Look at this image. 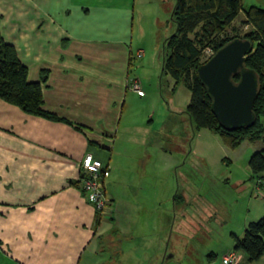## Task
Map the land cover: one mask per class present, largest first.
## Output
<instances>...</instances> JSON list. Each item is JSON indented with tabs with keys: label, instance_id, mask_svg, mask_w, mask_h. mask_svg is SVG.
<instances>
[{
	"label": "crops",
	"instance_id": "obj_1",
	"mask_svg": "<svg viewBox=\"0 0 264 264\" xmlns=\"http://www.w3.org/2000/svg\"><path fill=\"white\" fill-rule=\"evenodd\" d=\"M145 1L0 0L3 39L15 47L29 80L41 82L44 109L61 119L0 100V264H175L181 188H159L153 174L160 152L174 156L169 145L160 146L156 111L172 124L166 140L176 149L175 127L187 119V129L177 132L186 143L195 124L185 110L162 102L157 110L144 108L136 98L143 102L146 94L129 88L137 78L130 76L128 25L143 18L138 6ZM109 20L120 25L104 26ZM87 154L110 167L104 212L82 188ZM160 209L167 243L160 239ZM234 245L233 238L231 249L201 252L202 264H221L218 257L226 264L223 256ZM235 264H264V254L255 261L242 255Z\"/></svg>",
	"mask_w": 264,
	"mask_h": 264
},
{
	"label": "rangeland",
	"instance_id": "obj_2",
	"mask_svg": "<svg viewBox=\"0 0 264 264\" xmlns=\"http://www.w3.org/2000/svg\"><path fill=\"white\" fill-rule=\"evenodd\" d=\"M243 5L245 8L258 6L264 9V0H243ZM174 6V0L164 3L146 0L145 6H138V11H144L141 14L143 18L129 20L126 40L133 52L130 76L142 82L146 94L143 102L138 98L136 102L150 110H157L159 102H162L166 107L169 105L184 111L191 99V92L184 83L174 90V80L162 72L165 41L176 31L172 18ZM243 19L245 15L241 12L228 27L229 36L244 37L254 31L252 25L242 24ZM109 21L104 26L113 28L120 25L118 21ZM95 25L99 28L102 24ZM139 50L144 51L143 58H138ZM210 56V50H206L201 61H206ZM262 121L264 123V116ZM155 122L161 123L160 146L168 148L169 145L174 156L170 159L160 152L156 161L159 172L154 168L153 174L161 179L159 188L164 185L173 187V183L175 188H181L176 197L175 231L172 237L176 252L174 261L175 264H202L204 257L200 255L201 252L206 250L207 257L213 248L222 246L225 250L231 249L232 235L242 237L246 225L264 215V171L254 173L249 165L252 155L264 150V141L243 137L239 146L230 148L218 134L194 125L190 128V139L184 143L183 136L178 137L177 132L180 131L178 128L187 129L186 119L172 133L180 146L176 149L172 142L166 140L172 124L169 127L162 123L158 111ZM182 195L184 201H181ZM166 200H161L162 204H166ZM159 212L160 239L165 237L167 243L169 224L164 226V210L160 209ZM214 261L222 264L219 257ZM128 264H134L133 259Z\"/></svg>",
	"mask_w": 264,
	"mask_h": 264
},
{
	"label": "trees",
	"instance_id": "obj_3",
	"mask_svg": "<svg viewBox=\"0 0 264 264\" xmlns=\"http://www.w3.org/2000/svg\"><path fill=\"white\" fill-rule=\"evenodd\" d=\"M243 12L242 24L252 25L254 31L244 37L228 35V27ZM176 31L164 44L163 74L174 80V90L180 83L191 92L185 113L197 128L218 134L230 148L240 145L243 137L264 141V9L245 8L243 0H175L172 14ZM235 38L249 39L254 45L245 67L253 70L259 79V93L255 101V123L249 128L229 131L221 126L212 110V99L198 77V67L216 51ZM206 50L211 56L204 62ZM237 77L236 79H238ZM0 100L19 106L24 112L51 120H61L44 109L40 81H30L28 68L19 59L15 47L0 33ZM254 173L264 171V150L255 152L249 161ZM234 250L250 261L264 254V215L246 225L242 237L233 234Z\"/></svg>",
	"mask_w": 264,
	"mask_h": 264
},
{
	"label": "water",
	"instance_id": "obj_4",
	"mask_svg": "<svg viewBox=\"0 0 264 264\" xmlns=\"http://www.w3.org/2000/svg\"><path fill=\"white\" fill-rule=\"evenodd\" d=\"M252 52L254 45L249 39L235 38L197 70L212 99L215 116L229 131L249 128L256 120L254 106L259 93V79L253 70L245 67Z\"/></svg>",
	"mask_w": 264,
	"mask_h": 264
},
{
	"label": "built area",
	"instance_id": "obj_5",
	"mask_svg": "<svg viewBox=\"0 0 264 264\" xmlns=\"http://www.w3.org/2000/svg\"><path fill=\"white\" fill-rule=\"evenodd\" d=\"M137 56L138 58H142L144 51L139 50ZM129 88L140 96L145 95L143 86L138 79H133L129 83ZM81 170L82 188L87 195L88 201L98 211L104 212L109 202L105 189V180L110 176L109 165L94 157L92 154H87L81 161ZM241 257L242 253L233 249L224 254L223 260L226 264H235Z\"/></svg>",
	"mask_w": 264,
	"mask_h": 264
}]
</instances>
